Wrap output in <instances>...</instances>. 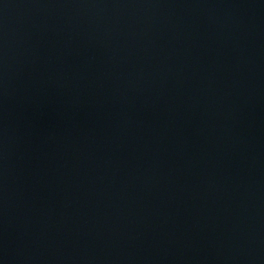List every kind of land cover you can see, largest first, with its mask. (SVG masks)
Listing matches in <instances>:
<instances>
[{
    "label": "water",
    "instance_id": "1",
    "mask_svg": "<svg viewBox=\"0 0 264 264\" xmlns=\"http://www.w3.org/2000/svg\"><path fill=\"white\" fill-rule=\"evenodd\" d=\"M200 264H264V0H207Z\"/></svg>",
    "mask_w": 264,
    "mask_h": 264
}]
</instances>
